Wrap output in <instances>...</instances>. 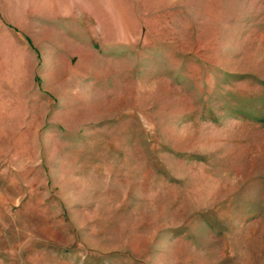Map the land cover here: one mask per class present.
<instances>
[{
	"label": "rangeland",
	"instance_id": "374dc122",
	"mask_svg": "<svg viewBox=\"0 0 264 264\" xmlns=\"http://www.w3.org/2000/svg\"><path fill=\"white\" fill-rule=\"evenodd\" d=\"M0 264H264V0H0Z\"/></svg>",
	"mask_w": 264,
	"mask_h": 264
}]
</instances>
